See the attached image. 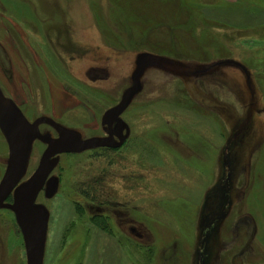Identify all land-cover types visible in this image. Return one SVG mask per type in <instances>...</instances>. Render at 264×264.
Returning <instances> with one entry per match:
<instances>
[{"label": "rangeland", "instance_id": "374dc122", "mask_svg": "<svg viewBox=\"0 0 264 264\" xmlns=\"http://www.w3.org/2000/svg\"><path fill=\"white\" fill-rule=\"evenodd\" d=\"M7 1L0 181L9 120L28 128L20 186L51 139L108 138L104 114L138 75L141 85L113 124L121 147L57 156L49 180L58 189L48 197L44 186L36 199L47 212L43 264H264V0H251L248 22L231 14L238 25L230 31L214 0H92L94 24L81 0ZM16 12L40 18L38 45L9 22ZM0 264H28L6 209Z\"/></svg>", "mask_w": 264, "mask_h": 264}, {"label": "water", "instance_id": "95a60500", "mask_svg": "<svg viewBox=\"0 0 264 264\" xmlns=\"http://www.w3.org/2000/svg\"><path fill=\"white\" fill-rule=\"evenodd\" d=\"M208 69L201 70L200 72H206ZM244 71L247 73L245 68ZM138 76L134 79L131 88L124 93L121 101L103 116V123L111 132L108 138L80 140L73 133H65L59 138L51 139L41 156L37 169L20 186L19 182L26 170L29 144L23 131L11 130L9 161L0 181V210L7 209L14 212L16 221L25 239L28 264L44 263L47 243V212L36 204V199L58 162L57 156L93 148L116 149L121 147L125 142L124 133L121 130H117L118 142H115L112 127L129 107L132 99L140 90L141 85ZM57 189L58 182L50 180L46 195L52 197ZM12 194H14V201L13 203H9L7 200Z\"/></svg>", "mask_w": 264, "mask_h": 264}, {"label": "crops", "instance_id": "0c3cea01", "mask_svg": "<svg viewBox=\"0 0 264 264\" xmlns=\"http://www.w3.org/2000/svg\"><path fill=\"white\" fill-rule=\"evenodd\" d=\"M2 1H0V4L5 6L4 4L1 3ZM10 1L11 0H8L7 2H8V4L11 5ZM63 1H65V0H63ZM91 2H92V0L91 1L90 0H81V3L86 4L91 9L90 13L92 14L91 16L93 17L91 19V21L94 24L96 22L95 17L98 18L99 14L96 12L98 9L93 8V7H96V5H94V3L92 4ZM195 2H196L195 3L196 5L199 4L198 0H196ZM65 3L68 4V5H73L74 3L77 4L79 2H78V0H68ZM40 4H41V2H40ZM250 4L251 5H255L256 3H254L251 0H224L223 3L217 4V0H214L213 7L219 8L224 13V15H225L224 16V18H225L224 20L226 22L230 23V24H226L227 25L226 26L227 27V31H230L233 27H237V25H238V23L235 22V26H233V21H238V20L234 19V18L232 19L231 14L233 15V13H239L240 14V19L244 18L245 21H247L248 20V15H249V11H248L247 7H249ZM35 12L37 13V10H35ZM194 12L195 13L199 12V9H198V11L194 10ZM16 13H19V14H13L12 16L10 15V17H8L9 18V22H11V23H16L17 22V23H21V25H24V27L21 26V25L19 26V27H21L20 30H24L26 35H30V37L34 40L35 45L36 44L38 45V43H36V40H37V37H38L36 35V32H39V28L41 26H44L43 24L40 23V18H38V21H37L36 14L33 13V12L29 13V14H31L30 17L33 18L31 20L28 19V13L27 14H20V12H16ZM90 13H89V16H90ZM41 15H42V12L39 14V16H41ZM44 15H48V13L44 14ZM2 18H3V15H2ZM35 19H36V22L34 23L33 20H35ZM82 20H83V15H81L80 18H79V21L83 22ZM241 22H243V21L241 20ZM88 24L89 23L84 21V23L81 24V25L84 28L86 26H88V27L94 26V25H88ZM82 26H81V31H82ZM43 28H45V27H43ZM94 28L95 29L96 28L99 29L98 26H96V25L94 26ZM7 32H9V30H7ZM0 34H2V37L3 36L6 37V35L4 33V28L2 29V27H1ZM217 36L219 37V35H217ZM72 37H73V35H72ZM75 38L76 37H74L72 39H75ZM40 39H42V38H40ZM45 39H47V38L45 37ZM47 40L49 41V39H47ZM0 44H2V42ZM94 46H96V44H94Z\"/></svg>", "mask_w": 264, "mask_h": 264}, {"label": "flooded vegetation", "instance_id": "af4514ba", "mask_svg": "<svg viewBox=\"0 0 264 264\" xmlns=\"http://www.w3.org/2000/svg\"><path fill=\"white\" fill-rule=\"evenodd\" d=\"M21 120V119H20ZM20 120H18L17 121V119H13V120H9V122H10V125L8 126L7 124V128L6 129H10V132H11V130H19V131H23V129H28V128H26V127H24V123H22V121H23V119H22V121H21V124H20ZM18 122H19V124H18ZM37 128V127H36ZM35 128V126L33 127V128H31V129H36ZM30 129V128H29ZM107 130H108V128H107ZM112 132H113V134H114V136L115 137H117V135H116V131L113 129V127H112ZM108 132H109V136L111 135V132L108 130ZM118 138V137H117ZM114 141H115V139H114ZM46 149V148H45ZM108 149H110V148H108ZM43 154V153H42ZM50 180H54V179H50ZM49 177H48V179H47V182H46V184H45V186H48V183H49ZM46 191H47V188H46ZM11 197V196H10ZM9 197V198H10ZM8 198V199H9Z\"/></svg>", "mask_w": 264, "mask_h": 264}, {"label": "trees", "instance_id": "16d2710c", "mask_svg": "<svg viewBox=\"0 0 264 264\" xmlns=\"http://www.w3.org/2000/svg\"><path fill=\"white\" fill-rule=\"evenodd\" d=\"M230 62H232L231 64H234V65H236L237 67H239L240 69H241V71L242 72H244L243 71V69H242V67H244L245 69H246V67L245 66H243V64L241 65V66H239L237 63H238V61H236V62H234V61H230ZM241 64V63H240ZM245 75V74H244ZM246 76V75H245ZM243 119H241L239 122H238V125L241 123V122H243V120H245V118L244 117H242ZM106 149H108V148H106Z\"/></svg>", "mask_w": 264, "mask_h": 264}, {"label": "bare ground", "instance_id": "6f19581e", "mask_svg": "<svg viewBox=\"0 0 264 264\" xmlns=\"http://www.w3.org/2000/svg\"><path fill=\"white\" fill-rule=\"evenodd\" d=\"M7 243H8L9 245H12V244L9 242V240H7Z\"/></svg>", "mask_w": 264, "mask_h": 264}]
</instances>
